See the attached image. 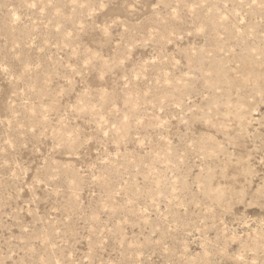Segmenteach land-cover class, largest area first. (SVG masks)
Returning <instances> with one entry per match:
<instances>
[{
	"label": "rangeland",
	"instance_id": "1",
	"mask_svg": "<svg viewBox=\"0 0 264 264\" xmlns=\"http://www.w3.org/2000/svg\"><path fill=\"white\" fill-rule=\"evenodd\" d=\"M0 264H264V0H0Z\"/></svg>",
	"mask_w": 264,
	"mask_h": 264
}]
</instances>
